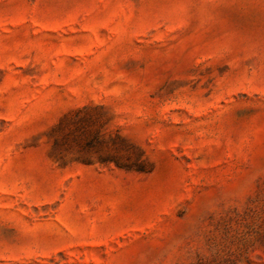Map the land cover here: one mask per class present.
Wrapping results in <instances>:
<instances>
[{
	"label": "rangeland",
	"instance_id": "obj_1",
	"mask_svg": "<svg viewBox=\"0 0 264 264\" xmlns=\"http://www.w3.org/2000/svg\"><path fill=\"white\" fill-rule=\"evenodd\" d=\"M0 264H264V0H0Z\"/></svg>",
	"mask_w": 264,
	"mask_h": 264
}]
</instances>
